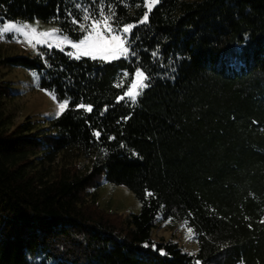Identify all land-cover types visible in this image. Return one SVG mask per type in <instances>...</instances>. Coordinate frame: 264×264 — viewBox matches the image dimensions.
Returning <instances> with one entry per match:
<instances>
[{"label": "trees", "instance_id": "trees-1", "mask_svg": "<svg viewBox=\"0 0 264 264\" xmlns=\"http://www.w3.org/2000/svg\"><path fill=\"white\" fill-rule=\"evenodd\" d=\"M102 4L117 29L136 23L128 58L55 47L0 56L69 105L44 126L15 118L17 94L0 79V264H264V0H159L143 24L146 0ZM99 7L0 0V22L51 21L79 39L73 21ZM136 68L149 87L118 100ZM103 178L126 186L139 211L102 209ZM158 222L191 228L196 253L154 238Z\"/></svg>", "mask_w": 264, "mask_h": 264}, {"label": "rangeland", "instance_id": "rangeland-1", "mask_svg": "<svg viewBox=\"0 0 264 264\" xmlns=\"http://www.w3.org/2000/svg\"><path fill=\"white\" fill-rule=\"evenodd\" d=\"M9 23H14L17 27H24V31L26 32H30L31 28H35L38 33L53 29L58 30V27L54 22H46L37 18L4 20L3 22H0V29ZM128 24L136 25V23ZM120 34L123 35L122 33ZM2 35L3 38H0V56L36 53L39 47H48L47 44H36L35 47H33L28 43L25 35L15 29H12L7 33H3ZM56 37H67L75 43L83 36L79 39H72L69 36L57 31ZM128 38L129 35L126 39L128 40ZM46 39L49 40V43H52L54 38ZM33 43L35 44V41H33ZM59 49L64 50L68 55L70 52L75 51L67 43L62 44ZM129 55L125 58H128ZM70 57L74 58L73 56ZM85 58L91 59L90 57ZM38 78L39 75L35 70H29L24 66L17 64H0V79L8 82L13 94H17L15 99L8 103V107L14 117L24 118L30 116L32 120L39 121L44 126L46 125L48 118L57 115L60 103L56 102L55 99H53L52 94L48 91L38 89ZM134 78L133 73L132 80ZM95 200L102 209L106 211L118 212L122 215L137 213L140 208L137 199L126 186L122 184L109 183L105 181L104 178L101 180L97 188ZM152 231L153 237L156 239H171L172 241L177 242L183 250L191 254H194L197 251L194 234L188 233V231H186L181 225H170L158 222L157 226L153 227ZM189 236H191V239L188 238ZM198 262L199 260L197 259V264Z\"/></svg>", "mask_w": 264, "mask_h": 264}, {"label": "snow or ice", "instance_id": "snow-or-ice-1", "mask_svg": "<svg viewBox=\"0 0 264 264\" xmlns=\"http://www.w3.org/2000/svg\"><path fill=\"white\" fill-rule=\"evenodd\" d=\"M159 3V0H147V11L143 13L142 19L139 23L143 24L147 22L149 18V13L152 11V8ZM77 7H80L77 5ZM115 18V12L109 6L107 11L103 7L101 0V7L98 9V16H94L89 13L88 9H84L83 21L86 23H80L78 21H73L78 23L79 30L85 34L78 42H72L67 37H56V32L59 30L53 29L50 31L37 32L35 28H31L30 32L24 31V27H17L14 23H9L3 26L0 29V38H3V33H7L12 29H15L18 32H22L28 40V43L35 47L36 44H47L49 48L55 46L60 48L62 44H69L74 52H70L69 55L73 56L75 59L79 60L81 57H90L93 60L99 59L102 61L110 62L112 60L119 59L121 57H127L130 54V45L126 37L131 34L132 29L136 26L134 24L123 25L122 28L117 29L113 25V20ZM27 27V26H25ZM122 33L123 35H121ZM46 38H54L52 43H49V40ZM35 41V44L33 43ZM131 55H135L134 52H131ZM155 56L156 53L153 52ZM127 77L129 74L127 72L122 74ZM134 79L131 81L130 87L124 92V94L118 97V100H124L126 97L135 101L136 98L141 94L143 89L149 87V84L146 83L150 79L148 75L140 68H137L134 72ZM120 86V85H117ZM55 99V96H53ZM69 107L68 101L60 103L58 106V113L62 114ZM78 108L85 109L86 111L91 112V105L80 104L77 105ZM94 135L97 137L100 135L99 132H95ZM147 195H152V193H147ZM188 233H192V229H187ZM191 239V236L188 237ZM148 245H145L147 247ZM155 248V246H152ZM161 254H164L162 250ZM199 264V262H198Z\"/></svg>", "mask_w": 264, "mask_h": 264}]
</instances>
